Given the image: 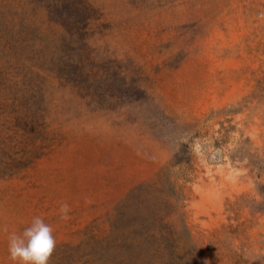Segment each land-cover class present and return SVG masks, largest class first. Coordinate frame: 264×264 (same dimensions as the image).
I'll return each mask as SVG.
<instances>
[{"label": "rangeland", "instance_id": "rangeland-1", "mask_svg": "<svg viewBox=\"0 0 264 264\" xmlns=\"http://www.w3.org/2000/svg\"><path fill=\"white\" fill-rule=\"evenodd\" d=\"M36 215L52 264H264V0H0V226Z\"/></svg>", "mask_w": 264, "mask_h": 264}, {"label": "clouds", "instance_id": "clouds-1", "mask_svg": "<svg viewBox=\"0 0 264 264\" xmlns=\"http://www.w3.org/2000/svg\"><path fill=\"white\" fill-rule=\"evenodd\" d=\"M71 207L67 202H60L57 215L60 220L68 221ZM0 231L7 233L8 254L13 264H52L57 250L54 227L40 215L33 216L22 231L9 232L5 224Z\"/></svg>", "mask_w": 264, "mask_h": 264}, {"label": "trees", "instance_id": "trees-1", "mask_svg": "<svg viewBox=\"0 0 264 264\" xmlns=\"http://www.w3.org/2000/svg\"><path fill=\"white\" fill-rule=\"evenodd\" d=\"M68 54V53H67ZM65 55H66V53H65ZM62 61H63V70L68 74V76H69V71H68V69H69V55H66V57H62Z\"/></svg>", "mask_w": 264, "mask_h": 264}]
</instances>
